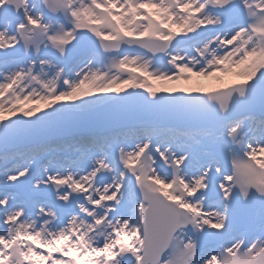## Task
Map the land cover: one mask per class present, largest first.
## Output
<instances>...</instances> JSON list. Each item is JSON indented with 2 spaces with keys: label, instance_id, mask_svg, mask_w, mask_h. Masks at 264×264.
Listing matches in <instances>:
<instances>
[{
  "label": "snow or ice",
  "instance_id": "obj_1",
  "mask_svg": "<svg viewBox=\"0 0 264 264\" xmlns=\"http://www.w3.org/2000/svg\"><path fill=\"white\" fill-rule=\"evenodd\" d=\"M0 264H264V0H0Z\"/></svg>",
  "mask_w": 264,
  "mask_h": 264
}]
</instances>
